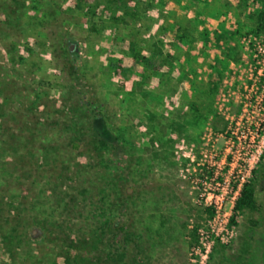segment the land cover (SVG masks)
Returning <instances> with one entry per match:
<instances>
[{
	"label": "rangeland",
	"instance_id": "374dc122",
	"mask_svg": "<svg viewBox=\"0 0 264 264\" xmlns=\"http://www.w3.org/2000/svg\"><path fill=\"white\" fill-rule=\"evenodd\" d=\"M260 4L0 0V264H63L81 213L63 196L95 187L81 211L119 219L124 264H264ZM68 101L102 117L63 174ZM248 182L259 211L235 212Z\"/></svg>",
	"mask_w": 264,
	"mask_h": 264
},
{
	"label": "trees",
	"instance_id": "16d2710c",
	"mask_svg": "<svg viewBox=\"0 0 264 264\" xmlns=\"http://www.w3.org/2000/svg\"><path fill=\"white\" fill-rule=\"evenodd\" d=\"M260 6L262 10L259 12L260 18L264 20V0H260ZM1 8V5H0ZM6 22L9 20V17L6 16L4 19ZM75 62L69 60L68 65L71 66V74H75L73 65ZM65 110L72 114L73 122L64 121L63 123H56L59 127L57 130L60 132L56 136L55 133H51L52 137L58 138L59 136L68 134L69 140L63 148V159L60 162L61 164V172L66 174L70 161L67 160L68 155H73L75 150H78L80 144L83 142V138L90 137L89 127L90 121L97 120V118L102 117L101 105L95 101L92 102H83L81 105V109L75 108L74 104L70 101L65 104ZM19 115V114H17ZM15 116V115H14ZM71 123V124H69ZM88 128V129H87ZM46 131H50L48 128ZM46 156L49 157L47 163L50 162L52 166L55 162V155L58 154L57 148L53 146H49L46 150ZM264 156L262 157V163L258 167L256 171L253 172L254 175L264 176ZM95 190L91 194V190L89 188H83L79 190L77 194H73L72 196L66 197L64 194V199L68 198L69 203H65V207L69 204L73 206L74 204H79L80 210V219H78V223L73 224V220L69 222L70 233L65 235L64 242L66 241V246L69 248L70 252L65 253L64 259H62L63 264H124L122 263V258L126 255L125 251L119 252L117 249L122 248L123 243L128 242V233H125L124 226L121 224L119 219H111L109 221L102 222L99 220H93L92 213L95 210H92L91 207H82L86 204L87 199L91 196L93 198H98L97 191H101V188L95 187ZM96 193V194H95ZM103 199V194H102ZM77 201V202H76ZM76 202V203H75ZM77 204V205H78ZM75 206V205H74ZM101 209V207L99 208ZM235 212H244L247 211L249 213H256L259 211V206L257 203L256 192L253 188V185L248 182L242 186L239 198L234 206ZM207 213L209 215L213 214V210L211 208H207ZM82 217V219H81ZM234 221L231 220V223ZM249 224L255 225L253 220L248 221ZM104 228V231H103ZM121 232L123 234H119ZM192 242H197V232L198 226H195L191 231ZM104 241L105 244H104ZM100 246L102 249H108V252L102 251L100 255L96 258L95 256H91L93 254V249Z\"/></svg>",
	"mask_w": 264,
	"mask_h": 264
},
{
	"label": "water",
	"instance_id": "95a60500",
	"mask_svg": "<svg viewBox=\"0 0 264 264\" xmlns=\"http://www.w3.org/2000/svg\"><path fill=\"white\" fill-rule=\"evenodd\" d=\"M67 44H68L69 52L71 54L76 55V57H78V52H77V49L75 48L76 47V44L73 43V42H71V41H68Z\"/></svg>",
	"mask_w": 264,
	"mask_h": 264
}]
</instances>
